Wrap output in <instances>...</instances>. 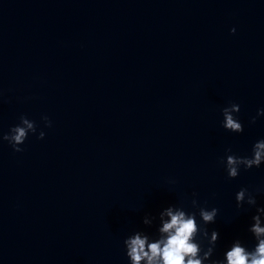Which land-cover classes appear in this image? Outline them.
<instances>
[{"label": "water", "instance_id": "obj_1", "mask_svg": "<svg viewBox=\"0 0 264 264\" xmlns=\"http://www.w3.org/2000/svg\"><path fill=\"white\" fill-rule=\"evenodd\" d=\"M260 107L264 0H0V134L21 113L45 131L0 141V264H129L144 213L193 193L219 208L217 253L251 245L234 194L264 204V164L232 178L220 157L264 137Z\"/></svg>", "mask_w": 264, "mask_h": 264}, {"label": "clouds", "instance_id": "obj_2", "mask_svg": "<svg viewBox=\"0 0 264 264\" xmlns=\"http://www.w3.org/2000/svg\"><path fill=\"white\" fill-rule=\"evenodd\" d=\"M230 31L235 32V26ZM239 111L240 104L235 101L222 106L221 126L231 132H242L244 125L237 115ZM262 115L264 107L258 108L250 120L254 122ZM41 119L46 126H51L47 114H42ZM30 133L38 138L45 136L44 129L38 130L35 120L21 113L18 122L0 134V141H7L15 151H23L22 145ZM220 161L227 176L232 178L239 175L242 167H260L264 164V137L256 139L245 155L233 152L230 147L225 148ZM261 190L241 186L234 194L237 209L255 208L247 226L253 240L251 245L235 237L217 253L220 233L208 226L216 221L219 208L208 206L207 201L201 203L193 193L190 207L182 202H169L155 213H144L142 224L148 227L131 230L122 241L129 264H264V204L257 203L255 194Z\"/></svg>", "mask_w": 264, "mask_h": 264}]
</instances>
